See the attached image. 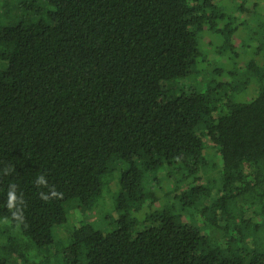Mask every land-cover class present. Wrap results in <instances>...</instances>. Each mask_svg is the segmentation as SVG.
Returning <instances> with one entry per match:
<instances>
[{
    "label": "trees",
    "instance_id": "trees-1",
    "mask_svg": "<svg viewBox=\"0 0 264 264\" xmlns=\"http://www.w3.org/2000/svg\"><path fill=\"white\" fill-rule=\"evenodd\" d=\"M6 165L0 264H264L250 242L264 236V0H0ZM42 173L62 199H40ZM10 183L19 227L4 222ZM110 184V230L82 218L55 234Z\"/></svg>",
    "mask_w": 264,
    "mask_h": 264
},
{
    "label": "rangeland",
    "instance_id": "rangeland-1",
    "mask_svg": "<svg viewBox=\"0 0 264 264\" xmlns=\"http://www.w3.org/2000/svg\"><path fill=\"white\" fill-rule=\"evenodd\" d=\"M249 7L251 8V6L249 5ZM257 22L252 20V24L250 23H247L244 30L242 31V40H243V46L244 47H248L250 45H253L254 43H252L251 41V37H253V33L257 32L258 27H257ZM209 38H211V36H207L206 37V42L208 43L209 41ZM213 38V43L212 45L213 46H216L218 45L217 42H218V37L214 36L212 37ZM239 39V38H238ZM212 46V47H213ZM211 46L207 45L206 46V49H209L211 48ZM252 49L253 47H250V48H247V52L244 54L246 56H249L250 53L252 52ZM246 50V49H245ZM207 57L209 58L207 61L210 65L211 68H220V69H223L225 70V72H229L231 70H234L236 69V65H231L230 63H228L227 65L221 61L220 59L222 57H219V56H216L214 55V53L212 55H209V52L206 53ZM244 57H241V59H239L240 63L238 64L240 67L243 65V61H244ZM240 72H245V68L244 67H241L240 69ZM243 75V74H242ZM255 91H256V88H254L253 86L252 87H249L247 89V97H252L254 96L255 94ZM245 94L243 93V96ZM244 99V97H242ZM244 101V100H243ZM216 174V173H214ZM163 183V187H164V190H167L166 189V186L167 184L171 185L172 184V181H169V182H162ZM115 185V184H114ZM116 186L115 188L113 189L111 184L105 189L104 191V197H102L97 204H95L94 207H92L90 210H85V213L83 215L82 212H77L75 213V211H71L70 212V217H69V223L66 224L64 226V229H61L59 230V228L55 229L54 232L55 234L57 233L58 234V231H60L59 235L63 238L66 236L67 232L69 230L70 227H72L71 225H75V223H77V221L81 220L82 218L87 220L88 222H91L92 224H94V226L102 231H108L111 229V225H110V222L111 220H113L114 218L117 217V213L115 212V200H114V197L113 195L116 193L115 191L116 190ZM115 192V193H114ZM114 193V194H113ZM172 196V195H171ZM171 196H166L165 197V200H170L171 199ZM167 203L166 202H161V207L166 205ZM151 207H149V205L147 207H144L142 210L138 211L139 213L137 214V219L138 220H141L143 218H145L148 214L152 213V212H155L156 210H159L161 207H157L155 205H153L154 207H152V205H150ZM262 235V234H261ZM5 241V237H0V245L3 244ZM250 242L251 243H254L256 245H259L260 247H262L264 249V236H263V240L260 239V236L259 238H255V239H250Z\"/></svg>",
    "mask_w": 264,
    "mask_h": 264
},
{
    "label": "clouds",
    "instance_id": "clouds-1",
    "mask_svg": "<svg viewBox=\"0 0 264 264\" xmlns=\"http://www.w3.org/2000/svg\"><path fill=\"white\" fill-rule=\"evenodd\" d=\"M14 170V166L6 165L3 170L0 171V178L10 176ZM34 183L37 188L47 189V191H40L38 193L41 200L48 202L54 198H63V194L57 191L55 186L49 184L45 174H39ZM6 207L10 213V217L5 216L4 222H15L17 227L25 222L24 209L26 207V201L22 192L18 194V185L16 183H10L8 186Z\"/></svg>",
    "mask_w": 264,
    "mask_h": 264
}]
</instances>
